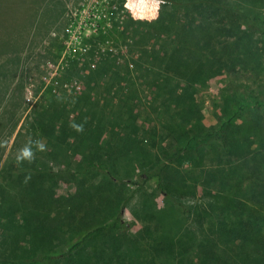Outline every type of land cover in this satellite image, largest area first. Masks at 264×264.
Returning a JSON list of instances; mask_svg holds the SVG:
<instances>
[{
	"label": "rangeland",
	"instance_id": "rangeland-1",
	"mask_svg": "<svg viewBox=\"0 0 264 264\" xmlns=\"http://www.w3.org/2000/svg\"><path fill=\"white\" fill-rule=\"evenodd\" d=\"M68 1L0 0V187L19 200L18 187L7 180L12 176L21 178L18 184L34 183L46 191V205L19 203L11 218L13 207L4 211L0 204V264H37L32 261L36 254H63L102 225L107 229L54 264H178L180 256L196 262L195 245H187L186 252L177 244L175 260L164 252L168 241L185 242L191 236L188 230L197 228L193 216L185 219L170 207L178 201L205 214L225 197L213 182L231 181L224 164L232 154L219 159V152L202 141L204 129L220 118L231 119L234 145L264 152V134L256 129L264 108L254 104L264 98V0H213L231 8L226 21L230 32L226 39L222 33L214 35L218 55L213 75L200 83L172 69L177 61L167 71L170 59L161 60L174 38L170 29L178 31L186 23L196 27L207 13L165 0L137 1L131 6L133 19L127 17L117 35L118 52L126 46L123 54L109 55L96 71L72 63L61 72V78L74 72L84 75L78 93L60 92L69 105L65 109L48 92L38 95V78L40 65L57 62L62 52L50 32H60ZM220 17L221 12L214 19ZM132 22L139 24L137 30L129 27ZM225 40L229 47L223 50L220 43ZM140 78L143 83H138ZM121 83L128 93L120 90ZM177 147L190 152L164 172V195L155 179L139 189L122 183L138 182L140 173L153 170L160 151ZM26 148L33 159L17 163ZM238 154L241 162L244 151ZM95 162L105 164L109 176L85 170V164ZM29 176L34 181H27ZM204 176L208 188L203 187ZM131 194L123 208L125 230H120L118 211ZM32 210L39 215L37 225L31 222ZM155 216L160 222L156 229ZM208 219L216 222V217Z\"/></svg>",
	"mask_w": 264,
	"mask_h": 264
},
{
	"label": "trees",
	"instance_id": "trees-1",
	"mask_svg": "<svg viewBox=\"0 0 264 264\" xmlns=\"http://www.w3.org/2000/svg\"><path fill=\"white\" fill-rule=\"evenodd\" d=\"M165 1L174 7L194 6L195 11L199 10L207 13L204 20L196 27H191L190 23H186L178 31L170 29V32L174 34V38L169 40L170 47L167 48V56H163L164 59L161 60L165 62V58L170 59L169 64L165 65L167 71L172 66V61H177L173 64L172 69L182 73L185 78L193 75L195 83H200V81L213 75L210 71L213 69L214 61H217L218 55L214 35L222 33L225 39L228 37L230 30L226 21H228L231 8L227 4L214 2L213 0ZM141 8H145V6L141 5ZM219 12H221L222 17L217 20L214 19ZM146 14L150 15V13ZM160 19L161 16L156 22ZM130 24L129 27L133 26L136 30L139 27V24H135V22ZM178 35L180 38H178ZM228 44L225 40L220 43V47L225 50L229 47ZM160 49L162 51V48ZM141 56L145 58L146 52H143ZM155 58L158 60V56H155ZM219 61H221V57ZM254 104L264 108V98L261 100L256 99ZM259 116L261 120L256 129L260 128V132L264 134V109ZM230 121L231 119L220 118L217 124L208 126L202 132V141L205 147L216 149L219 152V159H221L222 154H232L231 160H228L225 164L222 163L232 177L231 181L226 182L225 178H222L219 180L214 179L213 182L214 186L219 183L221 190L226 194L225 197L221 198V202L217 199L214 206L206 208L207 212L205 214L197 210H194V213L192 207L190 208L178 201H172L170 209L185 219L193 216L192 218L196 220L197 226L194 230H188L191 236L187 235L185 242L176 243L174 240H170L166 243L164 252L168 253L167 257H173L177 244L181 246L182 251L186 252L187 245L196 246V256L199 257L196 262L192 256L184 258L180 256L177 259L178 264H264V152L250 153L248 144H244L243 147L234 145L230 141ZM227 140H229V143ZM241 150L244 151V155L243 160L240 162L238 153ZM188 152L190 150L183 147H177L173 151L162 150L153 170L140 173L138 182L126 181L122 183L133 184L136 189H139L151 179H155L157 190L164 195V172L179 159L181 154ZM195 152L198 151L194 149L193 153ZM198 162H201V159H198ZM84 168L86 171L96 169L109 176L106 165L99 162L85 164ZM30 173L34 175L36 172L30 170ZM20 179V177H7L9 184L18 187L19 200L11 198L9 193L6 192V187H0V204L3 206V210L9 211V205L13 207L10 213L12 216H8L9 218L17 212L19 203H23L25 206L26 204L37 205V203L46 205V191L40 190L34 183H31L30 187L18 184ZM26 180L34 181L32 176L26 177ZM201 181L203 187L208 188L209 183L205 176ZM132 195L125 199L124 204L118 211L116 221L120 230H125L126 225L122 219L123 208L125 203L132 199ZM27 210L26 207V210H24L25 215L28 213ZM86 214L90 216L88 213ZM29 216L31 222H35L36 225L37 222L40 223L39 215L36 212H31ZM210 217H216V222L209 220ZM153 223L154 229L159 227L160 222L157 216L154 217ZM2 226L0 223V227ZM107 227V225H102L87 231L78 242L71 245L63 254H36L32 261H36L37 264H54L60 258L78 251L95 235L106 230ZM198 234L201 236L195 238ZM195 239H197L196 244ZM173 259L176 258L173 257Z\"/></svg>",
	"mask_w": 264,
	"mask_h": 264
},
{
	"label": "built area",
	"instance_id": "built-area-1",
	"mask_svg": "<svg viewBox=\"0 0 264 264\" xmlns=\"http://www.w3.org/2000/svg\"><path fill=\"white\" fill-rule=\"evenodd\" d=\"M137 1L142 0L68 1L61 17L63 28L60 32H50V37L63 49L57 62L46 61L40 65L38 81L42 82V87L38 95L45 96L46 91L67 109L68 102L60 98V92L78 93L84 75L74 72L61 78V72H67L72 63L78 67L86 65L88 70L96 71L97 65L109 55L123 54L126 46L118 52L117 35L127 19H133L131 6ZM138 81L143 83L142 79ZM120 90L128 92L124 83H121Z\"/></svg>",
	"mask_w": 264,
	"mask_h": 264
},
{
	"label": "clouds",
	"instance_id": "clouds-1",
	"mask_svg": "<svg viewBox=\"0 0 264 264\" xmlns=\"http://www.w3.org/2000/svg\"><path fill=\"white\" fill-rule=\"evenodd\" d=\"M72 126L75 127L77 131L82 130L81 126H78V125H72ZM39 147L43 148V145H39ZM33 157H34V153L29 148H26L16 157V159H17V163H21L24 160L31 162Z\"/></svg>",
	"mask_w": 264,
	"mask_h": 264
},
{
	"label": "crops",
	"instance_id": "crops-1",
	"mask_svg": "<svg viewBox=\"0 0 264 264\" xmlns=\"http://www.w3.org/2000/svg\"><path fill=\"white\" fill-rule=\"evenodd\" d=\"M158 17H160V16H157V17H156V20H154V21H157V20L159 19Z\"/></svg>",
	"mask_w": 264,
	"mask_h": 264
}]
</instances>
